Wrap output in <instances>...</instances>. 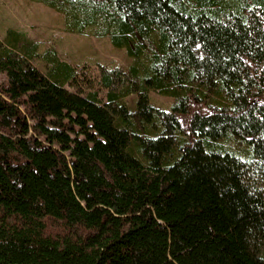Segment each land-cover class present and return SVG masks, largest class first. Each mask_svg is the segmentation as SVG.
<instances>
[{"label":"trees","instance_id":"1","mask_svg":"<svg viewBox=\"0 0 264 264\" xmlns=\"http://www.w3.org/2000/svg\"><path fill=\"white\" fill-rule=\"evenodd\" d=\"M29 1L130 63L0 39V264H264V0Z\"/></svg>","mask_w":264,"mask_h":264},{"label":"rangeland","instance_id":"2","mask_svg":"<svg viewBox=\"0 0 264 264\" xmlns=\"http://www.w3.org/2000/svg\"><path fill=\"white\" fill-rule=\"evenodd\" d=\"M62 15L29 0H0V39L9 29L24 32L37 42L40 50L53 47L60 58L75 67H89L97 76V66L127 67L130 60L122 49L112 46L108 38L69 34L63 31ZM5 76L0 73V85ZM151 103L167 109L171 100L150 94Z\"/></svg>","mask_w":264,"mask_h":264}]
</instances>
